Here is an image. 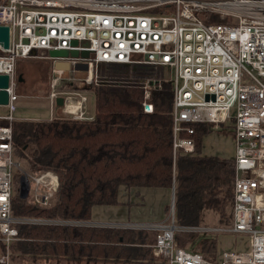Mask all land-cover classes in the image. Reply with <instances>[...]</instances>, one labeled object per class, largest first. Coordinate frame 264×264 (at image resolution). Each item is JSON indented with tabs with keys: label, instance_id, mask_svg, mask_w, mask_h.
<instances>
[{
	"label": "built area",
	"instance_id": "1",
	"mask_svg": "<svg viewBox=\"0 0 264 264\" xmlns=\"http://www.w3.org/2000/svg\"><path fill=\"white\" fill-rule=\"evenodd\" d=\"M0 26L9 33L8 48L0 43V74L9 77L8 104L0 106L8 110L0 114L6 122L0 124V264H42L12 261L10 244L18 239L16 226L21 224L151 230V247L166 264H264V0H0ZM51 51L66 53L53 57ZM28 59L50 62L48 99L55 107L62 97V115L78 120L93 118L84 87H138L143 110L151 113V92L169 83L174 157L194 152L192 125L229 130L234 144L230 225H179L173 187L167 214L159 222L14 215L16 68ZM59 63L67 68L57 67ZM77 65L86 68L77 70ZM66 70L86 72L83 84L69 77L75 89L58 90ZM29 176L27 196L53 207L57 176L51 171ZM180 232L242 234L249 246L210 259L178 245Z\"/></svg>",
	"mask_w": 264,
	"mask_h": 264
},
{
	"label": "trees",
	"instance_id": "2",
	"mask_svg": "<svg viewBox=\"0 0 264 264\" xmlns=\"http://www.w3.org/2000/svg\"><path fill=\"white\" fill-rule=\"evenodd\" d=\"M84 90L95 97L90 120L60 115L13 122L14 158L25 159L31 173L53 172L59 182L53 207L45 208L28 196L23 199L18 195L14 173V215L89 220L97 207L128 203V199L121 201L122 196L132 194L141 199L144 190L174 187L177 223L201 226L206 210L221 215L232 202L231 161L201 151L209 127L192 125L194 152L173 156L169 83L151 92V113L144 112L143 92L138 87L89 86ZM16 227L18 239L10 244L15 263L157 264L159 259V264H166L154 253L144 230L75 225ZM182 234L192 236L190 242L196 237L193 244L202 237L180 232L176 236L178 245Z\"/></svg>",
	"mask_w": 264,
	"mask_h": 264
},
{
	"label": "crops",
	"instance_id": "3",
	"mask_svg": "<svg viewBox=\"0 0 264 264\" xmlns=\"http://www.w3.org/2000/svg\"><path fill=\"white\" fill-rule=\"evenodd\" d=\"M17 79H18V76H17ZM22 82H20V84ZM62 86L65 87L67 90L75 89L74 86H72L70 82H68L67 85L62 84ZM17 100H18V97L16 101ZM88 101H89V98H88ZM48 102H49L50 111H51L50 118L52 116H58L59 113L60 115H62L63 110H60V109L55 110L53 104L50 103L49 99H48ZM23 105H26V104L22 103L21 106ZM90 108H89V111L91 113ZM16 110H17V107L15 111ZM3 114H6V113H3ZM15 116L19 120L49 119L48 117L28 118V117H24L21 115H15ZM226 131H229V130H226ZM221 136H223V138ZM221 136L219 137L223 140V144L219 146L218 149L207 147L205 143L206 137L204 136L203 141H202L201 151L205 155L217 156L222 159H227L229 161H232V158L234 156L233 137L230 134L228 136H226V134L225 135L221 134ZM141 196H142L141 199L138 196H134L132 194L128 195V197L122 196L121 201L125 202L128 199V203H122V204L115 205V206H100V207H97L96 209L94 208L95 210L93 211L92 218H95L98 220H103L104 218L106 219L111 218L109 220H115L118 222H122L124 220L129 219V221L136 222V223L138 222H159L163 220L161 216L164 213L166 207H168L171 202V197H172L171 189H148V190L142 191ZM217 214L218 213L216 211L206 210L204 214V220L201 226L218 228V227H227L230 225V224L226 225L225 223L219 222ZM231 220H232V205H231L230 223H231ZM199 236H202V237L200 238V240H198L199 242L196 244V246L210 245L207 250L206 249L200 250V252L205 257L210 258V259H215L222 253L226 251H230V250L245 251L248 249V246H249L248 237L242 234L204 233V234H199Z\"/></svg>",
	"mask_w": 264,
	"mask_h": 264
},
{
	"label": "rangeland",
	"instance_id": "4",
	"mask_svg": "<svg viewBox=\"0 0 264 264\" xmlns=\"http://www.w3.org/2000/svg\"><path fill=\"white\" fill-rule=\"evenodd\" d=\"M20 63L17 65L16 73L17 76H21L23 78V82L20 84L16 80V93L18 94V100L15 103V106L17 107V110L14 112L15 115H21L28 118H43L48 117L50 118V106L48 102V92H49V79L51 74V64L49 61H43L39 59H28V60H20ZM86 72L83 71H76L74 74H70L68 70L65 71L62 79L60 80L59 88L63 87L62 84L67 85V80L69 77H72L75 79L76 85H82L83 84V78L85 77ZM87 96L89 98L88 101V107L91 109V116H93L95 112V97L94 94L91 91H87ZM22 103H25L26 105L21 106ZM20 106V107H19ZM62 107L55 106L54 109H60ZM61 110V109H60ZM7 108L0 107V114L7 113ZM57 113V112H56ZM60 116V113L58 114ZM19 120V119H18ZM228 133V134H227ZM222 135L228 136L229 134L232 136V134L229 131H221V130H211L209 131L205 137V143L207 147H211L213 149H218L219 146L223 144V140L219 137ZM223 138V136H221ZM220 138V139H219ZM15 161L18 163V167L14 169L15 176H16V183L18 187V195L19 188H20V179L21 177H24L26 182L30 180L31 169L29 168V165L25 159L16 157L14 158ZM30 173V174H29ZM28 180V181H27ZM29 184V183H28ZM174 188V187H173ZM231 205L232 202H229L223 212L220 214H217L218 221L221 223H225L226 225L230 224V217H231ZM166 207L164 213L162 214L161 218H165L167 214ZM92 218V217H91ZM111 218H104L103 220L99 221H110ZM124 223L131 222L129 219L122 221ZM137 231L139 229H130ZM144 230V233H147L150 240L152 241V244L154 243V237L155 232L151 230H145L140 229V231ZM192 237V236H191ZM188 234H182L179 236V244L182 246H187L189 248L192 247L194 250H204L208 249L210 245H202V246H196V244H193V240L196 239V237H193V240L190 242L191 238ZM199 242V241H198ZM197 242V243H198ZM150 244V246L152 245ZM191 245V247H190ZM156 263L159 264L160 260L156 259Z\"/></svg>",
	"mask_w": 264,
	"mask_h": 264
},
{
	"label": "water",
	"instance_id": "5",
	"mask_svg": "<svg viewBox=\"0 0 264 264\" xmlns=\"http://www.w3.org/2000/svg\"><path fill=\"white\" fill-rule=\"evenodd\" d=\"M0 43L4 48H8L9 45V33H8V27L6 26H0ZM65 51H51L50 55L53 57L62 56L65 54ZM72 55H75L76 52H71ZM57 67L67 68L65 64H57ZM86 66L84 65H77V70H84ZM18 82H22L23 78L21 76H18L17 79ZM9 86V77L5 74H0V106H5L8 104V91L7 88ZM63 103L62 97H58L56 99V104L58 106H61ZM19 193L21 198H26L28 194V183L26 182L24 177H21L20 179V188Z\"/></svg>",
	"mask_w": 264,
	"mask_h": 264
}]
</instances>
